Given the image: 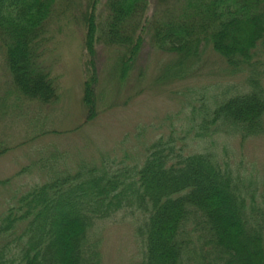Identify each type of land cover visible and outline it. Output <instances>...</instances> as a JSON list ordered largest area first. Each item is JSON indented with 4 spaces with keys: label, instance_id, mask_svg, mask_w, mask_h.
<instances>
[{
    "label": "trees",
    "instance_id": "trees-1",
    "mask_svg": "<svg viewBox=\"0 0 264 264\" xmlns=\"http://www.w3.org/2000/svg\"><path fill=\"white\" fill-rule=\"evenodd\" d=\"M60 1L0 0V46L17 99L58 102L42 57L45 26ZM80 11L85 125L99 115L98 41L119 53V85L149 41L179 58L167 79L183 77L187 64L211 50L231 74L245 75V88L213 96L202 121L192 119L188 132L204 151L187 154L184 139H178L182 145L159 139L142 162L131 156L133 165L103 154L98 164L82 159L61 171L54 165L66 163L65 154L57 161L56 153L38 162L52 175L43 183L17 192L10 179L0 181V264H100L95 230L120 213L140 218V264H264V210L255 184L236 175L210 141H244L264 132V0H86ZM6 151L0 145V154Z\"/></svg>",
    "mask_w": 264,
    "mask_h": 264
},
{
    "label": "rangeland",
    "instance_id": "rangeland-1",
    "mask_svg": "<svg viewBox=\"0 0 264 264\" xmlns=\"http://www.w3.org/2000/svg\"><path fill=\"white\" fill-rule=\"evenodd\" d=\"M85 6L86 0L60 1L45 26L42 60L59 98L54 105L11 95V77L0 46V145L8 148L0 154V181L10 179L11 189L17 192L51 177L40 171L39 160L56 153L57 161L61 159L58 154H65L66 163L54 165L61 171L67 164L78 166L82 159L98 164L103 154L110 161L125 159V164L133 165L130 158L142 162L146 148L159 139L173 138L177 145L184 143L187 154L204 151L203 142L188 132L192 119L202 121L203 111L213 102V96L230 87L245 88V75L231 74L225 61L211 50L197 63L187 64L183 77L167 79L168 70L176 68L179 58L160 52L149 41L143 44L126 83L119 85V53L98 41L95 62L99 115L85 125V28L77 20ZM154 8L153 1L150 15ZM259 66L262 68L260 63ZM262 128L264 131V121ZM213 140L217 153L229 161L233 172L255 184L257 206L264 210V132L244 141L219 136L210 139ZM23 169L25 174L15 178ZM1 195L0 190V203L4 201ZM112 219L95 230L100 264H140L141 244L136 234L140 218L120 213Z\"/></svg>",
    "mask_w": 264,
    "mask_h": 264
}]
</instances>
